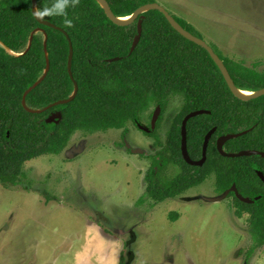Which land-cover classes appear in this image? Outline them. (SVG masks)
I'll list each match as a JSON object with an SVG mask.
<instances>
[{"label":"trees","instance_id":"obj_1","mask_svg":"<svg viewBox=\"0 0 264 264\" xmlns=\"http://www.w3.org/2000/svg\"><path fill=\"white\" fill-rule=\"evenodd\" d=\"M64 0H38L40 17L66 34L42 24L34 12L33 0H0V42L9 50L24 55L12 56L0 46V184L11 189L24 183L25 165L45 156H60L78 131L88 134L122 130L127 136L129 124L138 126L149 113L151 132L157 152L149 156L151 167L145 175L146 191L141 203L152 200L161 204L185 195L215 177V191L224 195L233 186L255 201L241 202L234 193L236 215H249L252 255L264 247V158L261 156L227 158L218 151V140L226 135L252 130L248 135L229 141L228 153L264 152V96L252 101L237 98L221 70L204 48L179 34L159 10L143 16V35L131 54L138 35V23L115 24L96 0H67L63 15L55 6ZM118 18L133 16L140 8L156 0H106ZM51 13V14H50ZM176 20L190 33L202 38L184 19ZM71 21V26L66 24ZM48 35V46L44 37ZM238 89L258 92L264 89V71L247 67L224 56ZM120 58L119 61L109 62ZM47 71V75H45ZM79 85V92L69 101ZM31 90V91H30ZM30 91V92H29ZM29 92V93H28ZM27 95L28 109L23 106ZM182 98L180 112L171 121L163 139L161 131L167 119L170 100ZM157 109L160 114L152 128ZM206 110L188 123V150L194 161L203 157L205 138L216 129L204 166L189 165L182 153V124L192 112ZM62 119L48 123L55 114ZM172 169V170H171ZM170 170L172 174L170 173ZM260 198V199H258ZM177 221L179 215L172 213ZM120 264H127L122 254Z\"/></svg>","mask_w":264,"mask_h":264},{"label":"rangeland","instance_id":"obj_2","mask_svg":"<svg viewBox=\"0 0 264 264\" xmlns=\"http://www.w3.org/2000/svg\"><path fill=\"white\" fill-rule=\"evenodd\" d=\"M156 1L225 57L264 71V0ZM181 107L182 98L170 100L163 139ZM149 132V113L126 137L78 131L62 155L28 162L22 185L0 184V264H120L122 254L127 264H264V247L249 255V215L217 195L215 177L177 199L141 203L157 152Z\"/></svg>","mask_w":264,"mask_h":264},{"label":"water","instance_id":"obj_3","mask_svg":"<svg viewBox=\"0 0 264 264\" xmlns=\"http://www.w3.org/2000/svg\"><path fill=\"white\" fill-rule=\"evenodd\" d=\"M98 1L101 6L106 10L109 18L117 25L120 26H129L131 24H133L135 21L139 20L138 23V35L135 38V41L133 43L132 49H131V54L136 50V48L138 47V45L140 44L142 35H143V23H144V14L150 10H159L161 13H163L165 15V17L167 18V20L169 21V23L171 24V26L179 33L181 34L184 38H186L187 40L197 44L198 46L204 48L205 50L208 51V53L210 54V56L212 57V59L215 61V63L217 64V66L219 67V69L221 70L229 88L231 89V91L233 92V94L239 98L240 100L243 101H252L258 98H261L264 96V89L260 90L258 92H250V95H246L245 93H247V91H242L240 89H238V87L236 86L225 62L222 60V58L216 53L215 49L204 39L199 38L195 35H193L192 33H190L189 31H187L177 20L176 18L162 5H160L159 3H155L152 5H148L145 7L140 8L133 16L131 17H126V18H118L115 16V14L113 13V11L111 10L109 4L106 2V0H96ZM37 3L38 0H33V5H34V12L35 15L37 17V19L42 23V24H46L52 28H55L61 32H63L64 34H66V36L69 39L70 42V48H71V52L73 53V43L70 39V36L61 28L48 23L46 21H44L40 15H37L38 13V9H37ZM127 19V20H126ZM37 32H42L43 34H45V47L47 48L48 46V35L44 30L41 31H36ZM33 42V38H31L30 44H29V48L30 49L31 45ZM0 46L5 48L9 53L11 50L7 49L1 42H0ZM27 52V51H26ZM25 52V53H26ZM25 53H23L22 55H24ZM120 58H116V59H111L109 60V62H116L119 61ZM45 75H47V71L45 73ZM71 78L74 81L75 85H76V91L74 93V95L70 98L69 101H73L79 92V85L77 83V81L74 79V75L71 74ZM31 91V90H30ZM29 91V92H30ZM28 92V93H29ZM28 93L25 94L24 99H23V106L25 109L29 110L30 112H35V113H43V112H47L48 110L56 107V104L49 106L48 108L44 109V110H38V111H34L31 109H28V105H27V95ZM159 114H160V109H157L154 119H153V124L154 126L156 125L158 118H159ZM211 114L210 111H206V110H200V111H196V112H192L191 114H189L183 121L182 124V153H183V157L185 159V161L191 165V166H195V167H202L205 165V163L207 162L208 159V148L211 142V139L213 138V135L216 132V129H213L211 132H209V134L206 136L205 138V143H204V149H203V157L201 160L199 161H194L189 154V150H188V123L199 116L202 115H209ZM54 116V115H53ZM53 116L48 120V123H52L54 122V118ZM55 117H57L58 119H62V114L58 113ZM153 126V127H154ZM252 130H248L239 134H230V135H226L221 137L218 140V151L219 153L227 158H244V157H253V156H261L262 158H264V152H258V151H242L239 153H228L225 150V146L226 144L233 140V139H237L243 136L248 135ZM258 175L260 177V179L264 182V174L262 172H258ZM232 193H234L236 195V197L243 203L245 204H254L255 201L250 199V198H246L244 197L239 189L237 188V186H233L230 190H228L224 196L225 198L229 197ZM260 199V198H258Z\"/></svg>","mask_w":264,"mask_h":264},{"label":"clouds","instance_id":"obj_4","mask_svg":"<svg viewBox=\"0 0 264 264\" xmlns=\"http://www.w3.org/2000/svg\"><path fill=\"white\" fill-rule=\"evenodd\" d=\"M76 3H78V0H73V5H75ZM66 6H67V0H64V2H62V3H58L55 6V10H56L55 14L63 15ZM37 15H41V13L38 12ZM66 24L70 27L71 26V21H66Z\"/></svg>","mask_w":264,"mask_h":264},{"label":"bare ground","instance_id":"obj_5","mask_svg":"<svg viewBox=\"0 0 264 264\" xmlns=\"http://www.w3.org/2000/svg\"><path fill=\"white\" fill-rule=\"evenodd\" d=\"M127 20V19H126ZM10 53L14 54L12 51ZM246 95H250V92L245 93Z\"/></svg>","mask_w":264,"mask_h":264},{"label":"crops","instance_id":"obj_6","mask_svg":"<svg viewBox=\"0 0 264 264\" xmlns=\"http://www.w3.org/2000/svg\"><path fill=\"white\" fill-rule=\"evenodd\" d=\"M237 2V1H236ZM1 186H3L2 184H1Z\"/></svg>","mask_w":264,"mask_h":264}]
</instances>
